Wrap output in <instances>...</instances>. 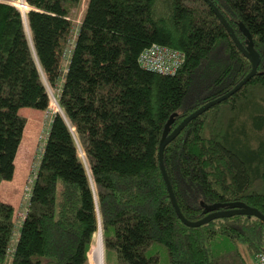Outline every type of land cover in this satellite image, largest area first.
Segmentation results:
<instances>
[{"label":"trees","instance_id":"1","mask_svg":"<svg viewBox=\"0 0 264 264\" xmlns=\"http://www.w3.org/2000/svg\"><path fill=\"white\" fill-rule=\"evenodd\" d=\"M209 1L244 46L246 29L259 63L186 124L162 163L186 220L213 205L264 216V0ZM81 3L0 0V183L14 175L19 110L46 112V84L63 80L62 114L50 116L29 198L21 194L25 217L0 200V264H88L99 227L105 264H246L241 247L264 254L255 217L182 224L159 168L166 125L168 135L251 70L213 10L204 0H87L69 50ZM153 46L181 56L174 74L140 63Z\"/></svg>","mask_w":264,"mask_h":264},{"label":"rangeland","instance_id":"2","mask_svg":"<svg viewBox=\"0 0 264 264\" xmlns=\"http://www.w3.org/2000/svg\"><path fill=\"white\" fill-rule=\"evenodd\" d=\"M87 0H82L81 6L79 11L77 12V15L74 20V28H73V33L71 37L69 38L68 42V49L70 50L73 40L76 36V33L78 31V26L80 23V18L82 16L83 10L85 8ZM16 7L19 9L21 12L22 16L23 13L26 12L27 7L25 4H23L21 1H19L16 4ZM218 10V9H217ZM23 22H24V16H23ZM25 24V22H24ZM229 25V24H228ZM25 26V25H24ZM236 36V35H235ZM66 53V56H68V51ZM67 61V57L65 58ZM63 80L60 79L59 83L55 88H51L48 86L46 83V91L48 93L50 103L48 106V110L46 112L44 111H38L34 110L31 108H22L19 110V113L21 116H23L26 119L27 122V127H26V132L24 133L23 140L19 145L18 148V155L16 158L17 162V169L18 173L20 174V186L18 188L14 189V197L12 198V201L14 202L15 206H18L16 208L17 214L23 213L24 206L21 205L22 199L25 198L24 194V185L25 181L28 177L29 181L36 172V166L38 165L42 147L45 144L47 132L49 129V124L51 121L50 116L53 115L54 113H60L57 105H58V96H59V91H60V86H62ZM228 99V98H226ZM225 99V100H226ZM28 181V182H29ZM7 187V188H6ZM11 185L9 184H2L0 183V197L2 196V193L5 191H8ZM21 194H22V199H21ZM17 198H18V203H17ZM21 205V207H20ZM21 217V216H20ZM19 217V218H20ZM22 220V218H21ZM17 221V220H16ZM17 227V225H16ZM16 231V228H15ZM17 232V231H16ZM99 230H97L96 235L94 237V245L93 249L91 250L89 257H88V264H105L104 260V250H103V243H102V235L99 234ZM15 238L17 236L15 235V232L12 236V240L10 241V247L8 250V259L10 258V255H12L14 245H15ZM102 246V247H101ZM102 249V250H101ZM241 252L242 255L245 259L246 264H255V260L252 256L248 255L245 252V249L241 247Z\"/></svg>","mask_w":264,"mask_h":264},{"label":"water","instance_id":"3","mask_svg":"<svg viewBox=\"0 0 264 264\" xmlns=\"http://www.w3.org/2000/svg\"><path fill=\"white\" fill-rule=\"evenodd\" d=\"M204 1L213 10L214 14L216 15V17L219 19L220 23L223 25V27L228 32L229 36L231 37V39H232L233 43L235 44V46L237 47V49L250 62L251 70L232 90H230L225 95H222V96H220V97H218L212 101H209L208 103H206L203 106H201L200 108H198L196 111H194L189 116H187L184 120H182L181 123L168 135L166 133L167 132V125H166L165 131L163 133L162 139H161L160 144H159V149H158V160H159L160 172H161L163 181L166 185V189H167V192L169 195V199H170L171 204L174 208V211H175L178 219L186 227L195 228V227H199V226L206 224V223H208L212 220H215V219L228 218V217L237 216V215L238 216L255 217L264 223V216L261 215L257 210L246 207L244 205H239V204L231 205V206H229L228 209H225V210H218L219 206L213 205V206L207 207L206 211L207 212L209 211V213L207 215H205V217H203L202 219L195 221V222H191V221L186 220L182 216V214H181V212L177 206V203H176L170 182H169L168 177H167V173H166L164 165L162 163V154H163L164 147L170 141H172L183 130V128L186 126V124L189 121H191L192 119L201 115L203 112H205L209 108H211V107L215 106L216 104L224 101L226 98H229L235 92H237L246 82H248V80L250 78H252L255 75L256 69H257V66L259 63V56L253 48L250 35L246 31V29L241 24L239 25V29H240V31H242V34L244 35V37L246 39L245 46H244L236 38L233 29L228 25L226 20L219 13V11L214 7V5L209 0H204ZM58 109L61 110L60 107ZM59 112L62 114L61 111H59ZM99 232H100V227H99Z\"/></svg>","mask_w":264,"mask_h":264},{"label":"built area","instance_id":"4","mask_svg":"<svg viewBox=\"0 0 264 264\" xmlns=\"http://www.w3.org/2000/svg\"><path fill=\"white\" fill-rule=\"evenodd\" d=\"M139 61L148 70L160 74H174L182 62L181 56L176 51L153 46L140 55ZM25 198H29V194ZM24 212L19 217L24 216ZM255 264H264V254L259 253L254 257Z\"/></svg>","mask_w":264,"mask_h":264},{"label":"crops","instance_id":"5","mask_svg":"<svg viewBox=\"0 0 264 264\" xmlns=\"http://www.w3.org/2000/svg\"><path fill=\"white\" fill-rule=\"evenodd\" d=\"M26 127H27V122H26V125H25V128H24V130H23V134H22V138H21V142H22V140H23V136H24V133L26 132L25 130H26ZM20 142V143H21ZM18 153V152H17ZM16 158H17V156L15 157V160H14V167H15V169H14V175H13V178H12V180L11 181H8V182H1L2 184H9V185H11V187L10 188H8L9 190L8 191H5L4 190V192L2 193V196L0 197V200L1 201H4V202H7V203H9V204H11L12 205V207L16 210V208L18 207V206H15L14 205V202L12 201V198L14 197V189L15 188H18L19 186H20V174L18 173V169H17V162H16ZM7 188V187H6ZM18 198H17V203H18Z\"/></svg>","mask_w":264,"mask_h":264},{"label":"bare ground","instance_id":"6","mask_svg":"<svg viewBox=\"0 0 264 264\" xmlns=\"http://www.w3.org/2000/svg\"><path fill=\"white\" fill-rule=\"evenodd\" d=\"M22 3H23V1H22ZM23 4H24V3H23ZM23 16H24V22H25L24 25H25V28L27 29L26 18H25V12L23 13ZM23 16H22V17H23ZM57 107H59V105H57ZM29 183L31 184V181H29ZM29 191H30V188L27 187V189H26V194H25L26 196L29 194ZM26 199H27V198H26ZM23 212H24L25 214H24V216L22 217V219L25 217L27 210L24 209ZM100 234H101V233H100ZM92 249H93V248H92ZM90 252H91V251H90Z\"/></svg>","mask_w":264,"mask_h":264}]
</instances>
